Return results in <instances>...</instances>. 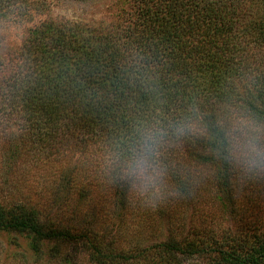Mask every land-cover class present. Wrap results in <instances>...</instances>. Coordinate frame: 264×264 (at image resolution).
Listing matches in <instances>:
<instances>
[{
  "label": "trees",
  "instance_id": "trees-1",
  "mask_svg": "<svg viewBox=\"0 0 264 264\" xmlns=\"http://www.w3.org/2000/svg\"><path fill=\"white\" fill-rule=\"evenodd\" d=\"M128 2L112 23L49 19L31 28L20 62L0 74V123L19 124L40 148L97 146L107 153L125 148L140 122L158 120L170 128L193 110L210 128L229 103L264 122V0ZM47 6L46 0H0V18L28 20ZM185 161L212 169L211 187L234 216V229L188 224L166 213L169 227L155 240L134 239L123 222L128 184L116 179L108 222L96 217L98 202L88 212L89 223L68 225L43 219L35 207L0 200V231L27 237L35 255L80 250L96 264H184L198 258L264 264V210L258 209L264 174L249 180L228 164L214 135L170 132L160 163L188 201L199 181ZM69 177L63 193L73 191ZM84 190L83 205L89 193Z\"/></svg>",
  "mask_w": 264,
  "mask_h": 264
},
{
  "label": "rangeland",
  "instance_id": "rangeland-1",
  "mask_svg": "<svg viewBox=\"0 0 264 264\" xmlns=\"http://www.w3.org/2000/svg\"><path fill=\"white\" fill-rule=\"evenodd\" d=\"M46 1L47 10L31 19L17 21L12 18H0V62L5 67L0 74L6 73L10 67L20 62L19 53L28 38L29 31L40 22L51 19L82 24L101 22L107 24L117 21L121 12L130 6L128 0ZM21 130L23 129L19 128V124L8 126L0 123V200L2 202L35 207L43 219H52L68 225L89 223L91 216L88 212L93 209L96 202L98 203L95 212L100 222H108L111 215L114 217L115 211L111 212L110 207L113 205L111 197L116 179L100 168V159L106 154L104 150L97 146L81 145L40 148L34 144L30 135ZM17 147L19 151H16ZM184 163L191 167L196 182L199 181V188H196L197 193L193 196V201H188L176 191L175 185L171 182V175L163 163L161 164L168 172L169 187L176 192L175 195H168L149 204L135 197L128 185L130 198L123 221L128 236L139 240H155L169 227L166 213H172L171 215L178 221L182 220L188 224L195 222L219 229L235 228L234 216L217 198L211 187L212 169L199 164L189 165L186 161ZM66 174L71 176L69 184L74 187L73 191H69L70 194L62 192ZM254 177L255 175L250 176L249 180H253ZM251 182L249 181V184ZM83 188H87L89 192L84 190L88 193L85 205L81 202ZM258 188L264 190V181ZM258 209L264 210V199L258 204ZM171 229L174 230L175 227ZM0 264L96 263L88 254L80 250L70 256L54 257L50 250L35 255L30 249L27 237L14 232L0 231ZM184 264L209 263L203 258H198L189 259Z\"/></svg>",
  "mask_w": 264,
  "mask_h": 264
},
{
  "label": "clouds",
  "instance_id": "clouds-1",
  "mask_svg": "<svg viewBox=\"0 0 264 264\" xmlns=\"http://www.w3.org/2000/svg\"><path fill=\"white\" fill-rule=\"evenodd\" d=\"M170 132L177 137L214 135L228 164L246 176L264 174V122L231 103L223 106L211 128L195 110L170 128L162 127L158 120L140 122L125 148L117 146L102 156L101 170L126 182L133 195L146 203L175 195L167 169L160 163V149Z\"/></svg>",
  "mask_w": 264,
  "mask_h": 264
}]
</instances>
